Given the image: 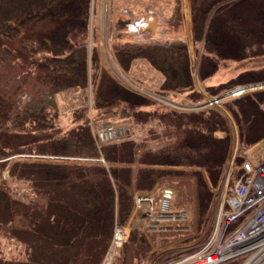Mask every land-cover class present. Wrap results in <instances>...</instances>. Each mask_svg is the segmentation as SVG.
Segmentation results:
<instances>
[{
    "label": "trees",
    "instance_id": "1",
    "mask_svg": "<svg viewBox=\"0 0 264 264\" xmlns=\"http://www.w3.org/2000/svg\"><path fill=\"white\" fill-rule=\"evenodd\" d=\"M92 7L93 0H0L1 37L17 39L25 25L46 12L57 22L50 31L35 34L24 57L19 49L0 44V238L17 240L24 247L20 257L0 250V264H100L115 223L125 222L132 213L134 195L167 183H177L181 195L189 189L200 222L209 218L213 187L222 180L231 154L229 120L213 108L185 111L155 105L121 83L103 67L97 48L89 52ZM191 7L194 38L201 43L202 80L228 59L264 51V0H191ZM112 48L125 71L144 59L163 76V89L199 97L185 40L115 36ZM254 79H264V72L240 73L208 87L215 90ZM90 87L92 107L85 104L73 110L70 126L64 127L57 96ZM263 101L261 90L225 102L243 146L264 138ZM111 114L110 121L129 117L135 129L122 139L98 145L92 121ZM151 120L158 127L142 134ZM20 154L73 158L56 161ZM74 189H80L82 199L67 204L64 194ZM81 207L98 215L90 236L83 226L68 230L59 221L58 211L73 216ZM40 241L67 252L72 242L75 246L71 253L49 261L43 260ZM153 254L146 234L133 229L119 264H141ZM241 263L236 259L227 264Z\"/></svg>",
    "mask_w": 264,
    "mask_h": 264
},
{
    "label": "rangeland",
    "instance_id": "2",
    "mask_svg": "<svg viewBox=\"0 0 264 264\" xmlns=\"http://www.w3.org/2000/svg\"><path fill=\"white\" fill-rule=\"evenodd\" d=\"M139 1L140 5V12L144 13L148 10V8L156 9L154 10L158 14H163V17L160 20L158 34L155 38L150 39L152 40H180L177 37L183 32V36L189 29L192 27V7H191V0H93V7H92V15H91V23H90V35L88 39V44L92 51L93 48H97V51L100 56L101 63L103 67L108 69L121 83H123L128 88L137 91L138 93L143 94L151 101H153L158 105L163 106L164 108H173L177 110H185V111H192V110H199L195 107V104L202 101L207 95H214L224 92L226 90L235 88L238 85L244 84H253L257 82H262L264 79H254L248 82H240L238 84L227 85L226 87H222L219 89H212L208 87L209 84L218 85L224 82L229 81L232 78H235L240 73H246L248 71L255 72V73H263L264 72V51L260 54L249 56L244 59H228L225 61L224 64L221 65L219 70L206 80H202L199 72L200 67V42H197L193 36H188V42L190 46V53L192 59V75L195 85L198 89L199 97L193 99L189 95H187V91H177L171 89H163L161 86L163 82V76L160 75L153 67H151L144 59H137L132 66L131 70L125 71L119 64L113 48L112 42L115 36H119L124 40H136V41H146L141 39L140 37H131L126 38L119 34L117 30L113 29V26L110 25V15L113 9H117L119 4H124L127 2ZM172 1V2H169ZM107 2L109 7V12L107 15V20L104 23L103 15H104V7L105 3ZM172 3V4H171ZM112 8V10H111ZM149 11V10H148ZM190 18H187L188 15ZM160 16V15H159ZM138 21H135V23ZM57 25V22L53 20L48 12L44 13V15L38 19L33 20L31 23L25 25L20 35L17 39H8L0 36V44L9 45L15 49H19L22 52V57L25 56V48L26 44L29 42H33L35 39V34L37 32H48L53 29ZM132 28H136L135 24ZM193 34V31L190 30ZM167 36L173 39H166ZM176 38V39H174ZM257 88V87H256ZM247 91L245 94H253L257 91L264 90L263 87H259L257 90L246 88ZM235 90V89H234ZM233 90V91H234ZM232 91V92H233ZM238 92V91H237ZM235 93V92H234ZM169 98L172 101L166 99ZM238 96H233L232 98L228 99V101L233 100ZM58 98V103L61 109V124L64 127L70 126L71 123V115L73 110L82 107V105L88 104L90 108L93 104V94L91 87L88 90H81L78 88L68 89L60 92ZM152 107V106H151ZM213 109L218 110L224 114L227 119L229 120L230 127H231V134H232V149L230 157L228 158L226 169L224 176L228 167L230 166V160L233 157L234 152H236V162L238 164L239 156H244V152L246 149L251 148L258 144L259 142L251 145V146H243L241 142H239V130L238 126L234 122L233 117L230 115V112L226 106L223 107H213ZM111 114L109 116H101L100 118H95L92 121V132L95 137V133L97 130L98 125H102L108 122H114L124 125L131 131H134L135 125L131 122L129 117H125L123 119L113 118L114 121H110L112 118ZM149 127H158L154 120H151L143 127L144 134ZM139 137V136H138ZM96 140V138H95ZM264 140V138H263ZM262 141V140H261ZM97 142V141H96ZM105 142L99 143L98 145L104 144ZM26 155V154H20ZM11 157H16L13 155ZM27 157V156H26ZM224 176L222 180L216 187H213L214 191V199L210 209V215L204 219V221L200 222V217L198 216L197 211V203L193 193H190L189 189H185L183 194L181 195V190L178 187L177 183H167L163 184L162 186H173L176 190V198L174 202V206L176 208H185L188 210L189 214L188 217L173 227L169 228V230H150L148 229L147 222L144 218H142L143 226L141 228H133L139 229L144 232L150 241L154 254L151 256L149 255L147 258L142 260L141 264H164L167 260L176 258L179 256H183L186 253L195 250L198 246L203 244L213 225L215 212L217 210V203L218 200L220 201L223 191H224ZM9 173L6 170L4 174V178H8ZM22 184V183H21ZM23 186V184H22ZM78 192L80 189H74L69 193L64 194V201L67 204H79L80 198L78 196ZM185 195V198L182 196ZM58 201L61 202V198L58 197ZM63 202V201H62ZM68 208V207H67ZM92 211V210H91ZM89 210H86L84 207H81L80 213L77 215L68 214L66 212L58 211V216L60 218V222L63 220L65 227L68 230L75 229L76 227L83 226L86 228L88 235L94 230L95 224L98 220V215L92 213ZM83 223V224H81ZM77 225V226H76ZM132 229V230H133ZM70 232V231H69ZM67 232V233H69ZM132 232V231H131ZM131 235V233H130ZM85 237V234H83ZM90 236V235H89ZM71 238L69 235L67 236ZM73 241V240H72ZM129 241V240H128ZM127 241V242H128ZM42 250H44V257L43 260L48 259L49 261L53 258H58L62 255H67L74 250L75 242H72V250L67 252L60 250L61 248H55V245H48L46 246L42 241ZM124 247V246H123ZM23 245L17 240H10L7 238H0V250L8 257H20L23 256ZM123 249V248H122ZM122 252V251H121ZM121 255V254H120ZM116 260L115 264H119V258ZM247 258L245 257V260ZM244 261V259H240Z\"/></svg>",
    "mask_w": 264,
    "mask_h": 264
},
{
    "label": "built area",
    "instance_id": "3",
    "mask_svg": "<svg viewBox=\"0 0 264 264\" xmlns=\"http://www.w3.org/2000/svg\"><path fill=\"white\" fill-rule=\"evenodd\" d=\"M140 24L142 22H136V25ZM235 88L207 95L195 107H223L228 99L247 91L245 88L233 93ZM128 134L129 129L124 125L108 122L97 126L95 138L102 143L122 139ZM253 147L246 149L240 164L236 162L234 152L206 241L195 250L169 259L164 264H227L236 259H244L241 264H264V147L259 153L253 152ZM24 156L56 161L73 158L36 154ZM175 198L176 190L170 185L138 191L134 195L130 217L125 222L115 223L111 241L100 264H115L132 229L143 226L142 218L146 220L148 229L159 231H168L184 221L189 212L185 208H176Z\"/></svg>",
    "mask_w": 264,
    "mask_h": 264
},
{
    "label": "crops",
    "instance_id": "4",
    "mask_svg": "<svg viewBox=\"0 0 264 264\" xmlns=\"http://www.w3.org/2000/svg\"><path fill=\"white\" fill-rule=\"evenodd\" d=\"M144 2L145 1L143 0V3ZM169 2H172V1H169ZM140 5L141 3L139 1L138 2L133 1V2H127L124 4H119V7L117 9L112 10L111 8L112 11L110 15V23H111L110 25L113 26L114 30H117L119 34H122V36L126 38H131L133 36L134 37L136 36V37H140L143 40L149 41L150 39L155 38L156 35H159L158 30H159L160 20L161 18H165V17H163V14H160V13L158 14L157 12H155L154 10L156 9H152L150 7L148 8L149 11L147 10L146 12L141 13ZM104 8L105 9H104L103 20L105 23V21L108 18L107 15L109 12V7H108L107 2L105 3ZM187 16H188L187 18H190L191 15L189 16L188 14ZM190 19L192 20V17ZM135 21L142 22V24L136 25ZM134 24L136 28H132ZM192 24H193V20H192ZM190 30L193 31V34ZM189 35L193 36L194 38L193 28L189 29V31L186 32L184 36L182 32V35L180 34L177 37V39L185 40L187 42L188 48H189L190 60H191V68H192V59H191V53H190V46L188 42ZM166 39H173V38H170V36H167ZM194 86L197 89L195 82H194ZM261 106L264 108V101L261 103Z\"/></svg>",
    "mask_w": 264,
    "mask_h": 264
},
{
    "label": "water",
    "instance_id": "5",
    "mask_svg": "<svg viewBox=\"0 0 264 264\" xmlns=\"http://www.w3.org/2000/svg\"><path fill=\"white\" fill-rule=\"evenodd\" d=\"M89 52H91L90 46H89ZM262 86H264V81L253 83V84H247L246 86H245V84L244 85H238L235 89L243 90L246 87H262ZM166 99H167V97H166ZM167 100L172 101L169 98Z\"/></svg>",
    "mask_w": 264,
    "mask_h": 264
},
{
    "label": "bare ground",
    "instance_id": "6",
    "mask_svg": "<svg viewBox=\"0 0 264 264\" xmlns=\"http://www.w3.org/2000/svg\"><path fill=\"white\" fill-rule=\"evenodd\" d=\"M246 88H255V87H246ZM240 89H235L234 91H233V93L235 92H237V91H239ZM264 147V140L263 141H261V142H259L258 144H256L254 147H253V149H252V151L253 152H255V153H259L261 150H262V148ZM255 264H257V263H255Z\"/></svg>",
    "mask_w": 264,
    "mask_h": 264
}]
</instances>
